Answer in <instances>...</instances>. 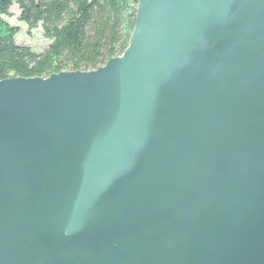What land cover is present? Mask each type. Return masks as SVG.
<instances>
[{"label": "water", "instance_id": "water-1", "mask_svg": "<svg viewBox=\"0 0 264 264\" xmlns=\"http://www.w3.org/2000/svg\"><path fill=\"white\" fill-rule=\"evenodd\" d=\"M0 264H264V0H137L103 65L1 79Z\"/></svg>", "mask_w": 264, "mask_h": 264}, {"label": "trees", "instance_id": "trees-1", "mask_svg": "<svg viewBox=\"0 0 264 264\" xmlns=\"http://www.w3.org/2000/svg\"><path fill=\"white\" fill-rule=\"evenodd\" d=\"M27 30L39 28L48 40L41 51L19 44L10 7ZM137 0H0V80L47 77L60 71L92 70L127 47Z\"/></svg>", "mask_w": 264, "mask_h": 264}, {"label": "rangeland", "instance_id": "rangeland-1", "mask_svg": "<svg viewBox=\"0 0 264 264\" xmlns=\"http://www.w3.org/2000/svg\"><path fill=\"white\" fill-rule=\"evenodd\" d=\"M10 16L6 20L19 27L20 31L15 36V41L19 44L29 45L35 51H41L48 43V40L43 37L39 28L27 30L24 23L18 20V8L16 5L10 7Z\"/></svg>", "mask_w": 264, "mask_h": 264}]
</instances>
